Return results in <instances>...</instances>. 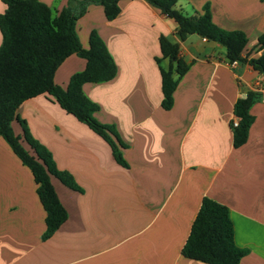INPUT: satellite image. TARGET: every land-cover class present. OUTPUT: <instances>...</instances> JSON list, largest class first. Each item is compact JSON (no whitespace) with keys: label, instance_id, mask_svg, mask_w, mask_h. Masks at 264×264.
<instances>
[{"label":"crops","instance_id":"0c3cea01","mask_svg":"<svg viewBox=\"0 0 264 264\" xmlns=\"http://www.w3.org/2000/svg\"><path fill=\"white\" fill-rule=\"evenodd\" d=\"M57 14L77 0H40ZM192 13L210 5L213 22L249 38L244 55L264 57V0H179ZM109 20L90 5L78 21L84 48L95 31L117 65L106 82L86 83L85 94L99 110L95 118L114 126L127 166L85 123L43 94L24 101L18 116L44 145L61 171L81 191L58 178L52 182L68 219L48 239L46 211L31 170L0 136V264H206L186 258L183 247L202 201L226 205L236 245L246 250L240 264H264V101L251 108L249 139L233 145L234 105L249 91H264V75L249 63L230 67L222 44L191 34L181 41L177 23L146 0H124ZM6 5L0 0V15ZM161 35L181 45L190 65L170 110L162 107ZM3 37L0 31V46ZM168 60L162 62L163 66ZM86 60L69 56L55 82L67 88ZM16 134H22L18 120Z\"/></svg>","mask_w":264,"mask_h":264},{"label":"trees","instance_id":"16d2710c","mask_svg":"<svg viewBox=\"0 0 264 264\" xmlns=\"http://www.w3.org/2000/svg\"><path fill=\"white\" fill-rule=\"evenodd\" d=\"M6 10L0 15V31L3 41L0 46V136L32 172L37 185V194L46 211V231L43 239L50 238L68 219V213L60 201L52 178H58L71 189L81 191L74 177L57 168L52 153L35 139L27 122L18 114L20 105L34 97L46 94L54 99L69 114L85 123L111 146L115 159L127 166L123 157L124 144L114 126L106 125L95 118L99 105L84 92L86 83H100L113 79L117 65L100 36L93 31L89 47L80 42L77 24L90 5L104 8L106 18L115 19L124 0H77L55 14L51 7L40 0H2ZM161 13L177 23L181 41L191 34L220 43L226 50V60L247 62L264 75V57L249 58L244 51L248 36L240 30H225L218 27L212 18L210 5L192 13L179 6V0H146ZM161 57L156 58L162 77V107L170 110L174 93L181 77L190 65L181 55V45L161 35ZM258 48L264 49V33L258 40ZM76 54L86 60L83 71L73 74L67 88L55 82L61 64ZM169 64L163 66L162 62ZM261 99L259 91H249L234 105V116L239 125L233 126V145L239 148L247 143L250 129L255 121L252 105ZM18 120L22 134H16L13 122ZM182 254L189 259L206 264H240L246 250L236 245L234 224L229 208L209 197L202 201L193 222L190 235Z\"/></svg>","mask_w":264,"mask_h":264},{"label":"built area","instance_id":"2783aa9c","mask_svg":"<svg viewBox=\"0 0 264 264\" xmlns=\"http://www.w3.org/2000/svg\"><path fill=\"white\" fill-rule=\"evenodd\" d=\"M238 63H239V61H234V62L230 63V67H235ZM261 100L264 101V91L262 93ZM238 125H239V118L234 117L233 126L237 127Z\"/></svg>","mask_w":264,"mask_h":264}]
</instances>
